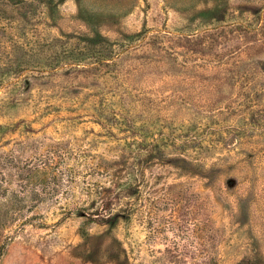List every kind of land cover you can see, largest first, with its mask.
Masks as SVG:
<instances>
[{"label":"rangeland","instance_id":"rangeland-1","mask_svg":"<svg viewBox=\"0 0 264 264\" xmlns=\"http://www.w3.org/2000/svg\"><path fill=\"white\" fill-rule=\"evenodd\" d=\"M2 250L264 264V0H0Z\"/></svg>","mask_w":264,"mask_h":264},{"label":"trees","instance_id":"trees-1","mask_svg":"<svg viewBox=\"0 0 264 264\" xmlns=\"http://www.w3.org/2000/svg\"><path fill=\"white\" fill-rule=\"evenodd\" d=\"M161 142H162V144H160L161 148L169 147L170 145H175L174 142L172 144V143L166 142L165 140H162ZM184 143H187V142H184ZM206 144H208V145H205V147L207 148L210 144L208 142ZM211 145H214V144L212 143ZM146 147H148V148H145L146 150L141 149L142 151H144L143 152L144 154H139L138 153V154H136V156L138 157L140 155L142 157V159H143V163H147V165H150L151 162L158 160V158H154V157H157L156 155H157L158 152L157 151L155 152V149H159V146L158 145L157 146L153 145V147H154V149H153L152 144H147ZM180 160L186 161V158L183 157ZM184 167L186 169H191L187 164H185ZM107 203H108V201H107ZM95 211L96 212L86 211V213L84 212L85 214L84 213L82 214L83 216H85L84 224L94 220L95 216H99L100 213L98 212V210H95ZM117 217H118V215H117ZM121 217L123 219H128L129 218L128 215L127 216H121ZM82 233L86 234L87 230L85 228H83L82 229ZM3 252H4L3 250L0 251V257L3 255Z\"/></svg>","mask_w":264,"mask_h":264}]
</instances>
